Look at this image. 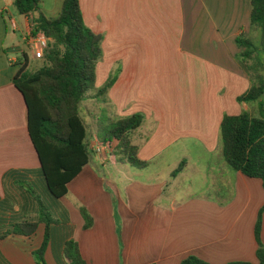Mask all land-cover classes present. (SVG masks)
<instances>
[{
  "label": "crops",
  "instance_id": "crops-1",
  "mask_svg": "<svg viewBox=\"0 0 264 264\" xmlns=\"http://www.w3.org/2000/svg\"><path fill=\"white\" fill-rule=\"evenodd\" d=\"M61 3L41 0L40 7L56 16ZM79 6L84 23L103 35L95 86L113 78L102 100L111 115L104 130L116 118L141 113L131 138L146 164L119 160L111 138L103 153L90 149L67 193L52 197L13 84L15 52L26 53L27 66L38 58L26 49L35 13L0 0V264H37L45 223L29 235L14 224L37 221L41 204L56 219L46 264H69L63 253L69 238L85 264H180L189 254L214 264L256 263L254 224L264 187L260 178L230 168L219 145L222 116L251 107L236 99L250 81L235 41L256 35L250 0H79ZM8 23L19 31L16 42ZM88 132L102 140L99 131ZM81 206L92 219L87 227ZM260 238L264 243V210Z\"/></svg>",
  "mask_w": 264,
  "mask_h": 264
},
{
  "label": "trees",
  "instance_id": "trees-1",
  "mask_svg": "<svg viewBox=\"0 0 264 264\" xmlns=\"http://www.w3.org/2000/svg\"><path fill=\"white\" fill-rule=\"evenodd\" d=\"M41 0H13L19 13L31 17L30 34L43 32L48 44L41 57L42 64L34 71L27 68V56H19L18 70L13 84L19 90L27 109V131L36 150L46 188L54 198L67 193V183L87 163L90 148L87 125L80 114L83 99L101 95L113 78L91 93L95 82V64L102 54L103 35L94 32L83 21L79 0H62L56 16H47L40 7ZM249 26L251 36H238V57L244 64L250 85L239 94V102L251 104L235 114L225 113L219 125V145L226 164L250 177H258L264 187V0H250ZM139 112L116 118L109 123L102 140L115 139L111 152L119 160H127L142 167L145 160L136 156L137 145L131 135L141 124ZM179 165L175 171L180 170ZM264 203L259 208L254 224L257 242V262L234 260L225 264H264V243L261 241V216ZM84 227L92 219L84 207H80ZM38 221L45 223L41 246L34 250L37 264H46L43 252L49 239V224L56 222L41 204L37 221L22 220L14 224L15 230L31 234ZM63 253L69 264H85L77 242L69 238L64 242ZM145 264H154L153 262ZM180 264H214L194 254L181 259Z\"/></svg>",
  "mask_w": 264,
  "mask_h": 264
},
{
  "label": "rangeland",
  "instance_id": "rangeland-1",
  "mask_svg": "<svg viewBox=\"0 0 264 264\" xmlns=\"http://www.w3.org/2000/svg\"><path fill=\"white\" fill-rule=\"evenodd\" d=\"M7 30H8V35L14 36L15 38L14 42H16L15 40H17V38L19 37V31L13 30L9 23L7 26ZM256 34H258V32ZM26 49L28 50V52L32 50V49H29V47H27ZM15 54H17L18 56H21V51L18 50L15 52ZM41 64H42L41 58L32 59L30 60L27 66L28 67L27 69L29 71H34ZM95 85H96V82H94L93 88L91 89L92 94H94V92H96L97 89L99 88V87H96ZM100 98H102L101 95L91 96V97H87L83 99V101H81V103L79 104V109H80V114L83 117L85 124L87 125V129L89 130L95 129L96 131H99L100 133L103 134L106 131L104 130L103 124L107 123V118L110 117L111 115H110V111L106 107V104ZM96 109H98L97 112H94ZM97 127H99V129ZM117 165H120V164L117 163ZM188 192L189 191L181 190L179 194L183 196L184 193H188Z\"/></svg>",
  "mask_w": 264,
  "mask_h": 264
},
{
  "label": "built area",
  "instance_id": "built-area-1",
  "mask_svg": "<svg viewBox=\"0 0 264 264\" xmlns=\"http://www.w3.org/2000/svg\"><path fill=\"white\" fill-rule=\"evenodd\" d=\"M48 36L43 32H38L35 35H31L27 38L28 46L32 49L35 57L41 58L43 52L48 44ZM89 148L97 153H103L109 148L110 142L101 140L97 135H92L88 141Z\"/></svg>",
  "mask_w": 264,
  "mask_h": 264
}]
</instances>
